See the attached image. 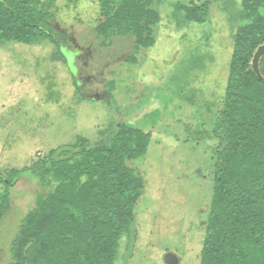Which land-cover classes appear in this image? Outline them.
<instances>
[{
    "label": "rangeland",
    "instance_id": "obj_1",
    "mask_svg": "<svg viewBox=\"0 0 264 264\" xmlns=\"http://www.w3.org/2000/svg\"><path fill=\"white\" fill-rule=\"evenodd\" d=\"M208 2V20H185L181 7ZM242 0H157L155 44L98 38L99 0H42L57 46L0 45V171L45 159L77 137L107 145L121 125L151 135L147 153L129 162L144 179L134 234L124 235L115 264H200L213 193L215 127L225 95ZM181 9V10H180ZM63 56L67 62H64ZM135 58L136 62H130ZM30 175L11 189L0 224V264L21 220L46 194Z\"/></svg>",
    "mask_w": 264,
    "mask_h": 264
},
{
    "label": "trees",
    "instance_id": "obj_2",
    "mask_svg": "<svg viewBox=\"0 0 264 264\" xmlns=\"http://www.w3.org/2000/svg\"><path fill=\"white\" fill-rule=\"evenodd\" d=\"M156 2L99 0L104 21L96 36L131 37L136 50L151 48L161 21ZM208 6L190 3L181 9L186 21L202 24ZM53 20L42 0H0V45L49 42L64 51L57 39L67 43L66 37L53 28ZM239 20L215 127L197 133L218 140L200 264H264V55L263 80L252 67L264 44V0H242ZM150 140V134L121 125L107 145L89 147L79 136L30 166L0 171V224L21 177L30 175L48 191L21 220L11 240L10 264H115L122 237L134 234L135 206L145 187L129 162L147 153Z\"/></svg>",
    "mask_w": 264,
    "mask_h": 264
},
{
    "label": "water",
    "instance_id": "obj_3",
    "mask_svg": "<svg viewBox=\"0 0 264 264\" xmlns=\"http://www.w3.org/2000/svg\"><path fill=\"white\" fill-rule=\"evenodd\" d=\"M263 55H264V44L258 47L256 53L254 54L253 61H252L253 71L260 80H263V77L261 76L260 71H259V60ZM165 262L166 264H178V260L172 254L167 255Z\"/></svg>",
    "mask_w": 264,
    "mask_h": 264
}]
</instances>
